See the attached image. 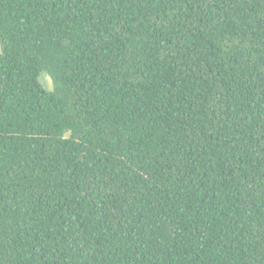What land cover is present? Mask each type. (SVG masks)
I'll use <instances>...</instances> for the list:
<instances>
[{
	"label": "trees",
	"instance_id": "obj_1",
	"mask_svg": "<svg viewBox=\"0 0 264 264\" xmlns=\"http://www.w3.org/2000/svg\"><path fill=\"white\" fill-rule=\"evenodd\" d=\"M0 264H264V0H0Z\"/></svg>",
	"mask_w": 264,
	"mask_h": 264
},
{
	"label": "rangeland",
	"instance_id": "obj_2",
	"mask_svg": "<svg viewBox=\"0 0 264 264\" xmlns=\"http://www.w3.org/2000/svg\"><path fill=\"white\" fill-rule=\"evenodd\" d=\"M39 80H40V83L43 85L45 90L49 91L52 89L51 81L46 74H41L39 76Z\"/></svg>",
	"mask_w": 264,
	"mask_h": 264
}]
</instances>
